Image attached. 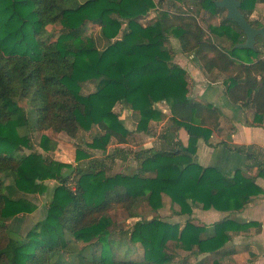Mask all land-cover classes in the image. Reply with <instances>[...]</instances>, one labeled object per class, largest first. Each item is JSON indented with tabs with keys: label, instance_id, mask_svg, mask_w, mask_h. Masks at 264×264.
<instances>
[{
	"label": "trees",
	"instance_id": "16d2710c",
	"mask_svg": "<svg viewBox=\"0 0 264 264\" xmlns=\"http://www.w3.org/2000/svg\"><path fill=\"white\" fill-rule=\"evenodd\" d=\"M218 1L181 0L186 9L158 11L143 26L138 19L156 10L153 0H0V231L16 235L1 244L0 233V264H64L63 256L70 264H172L180 251L217 252L229 241V232L251 225L225 219L206 231L190 219L180 228L153 218L137 220L124 230L110 216L122 211L126 218H137L142 198L159 210L164 196L178 205L179 215L190 216L193 207L236 213L260 194L243 169L227 175L196 162L197 142L208 144L221 112L189 98L186 71L166 45L176 39L180 51L192 55L205 71L221 73L226 99L249 105L253 124L262 126L264 23L249 17L264 0H235L244 20L258 31L251 42ZM202 10L211 17L225 15L218 26L207 25L206 32L198 23ZM55 25L59 35L44 37ZM88 25L98 26L106 42L101 50L84 33ZM89 85L92 90L85 93ZM15 99L29 102L43 152L55 150L59 133L76 138L93 128L97 132L84 143L86 149L105 153L111 139L127 143L131 132L113 111L116 104L136 112L135 131L146 133L152 121L162 118L156 104L165 103L172 121L167 142L180 129L188 139L174 150H139L133 155L132 173L107 175L101 160L82 165L81 160L91 157L86 149H76L75 166L34 150L29 135L21 133L28 120ZM257 167L264 177V167ZM46 181L55 186L50 200L39 207L28 196L43 195ZM38 211L40 218L34 222L31 217ZM17 219L30 223L16 232L9 222ZM68 236L83 246L74 251ZM127 242L139 244L142 254L114 260L113 246Z\"/></svg>",
	"mask_w": 264,
	"mask_h": 264
},
{
	"label": "crops",
	"instance_id": "0c3cea01",
	"mask_svg": "<svg viewBox=\"0 0 264 264\" xmlns=\"http://www.w3.org/2000/svg\"><path fill=\"white\" fill-rule=\"evenodd\" d=\"M183 9L186 8L183 7ZM199 25L207 32L201 23ZM166 45L174 53L173 61L186 71L189 98L213 104L221 112L219 126L212 131L208 144H205L203 140H198L195 154L196 162L203 167L218 168L227 175H232L236 169H243L244 177L253 178L254 183L261 189L260 194L252 197L236 213L219 212L212 208L202 210L199 207H193L190 216L179 215L177 214L178 205L164 196V207L159 211L157 210L158 214L162 215L166 211L165 216H168L160 218L170 223H177L180 228L188 219L196 225L205 226L206 231L212 230L214 223L225 219H232L243 226L251 224L246 229L229 232V241L217 252L190 255L188 252L180 251L176 254L172 264H212L214 260L221 264H264V177L259 175V168L257 167V164L264 167V122L262 126H255L253 124L254 111L249 105L240 107L231 104L226 99L222 86L224 76L221 73L216 70L205 71L192 55H186L180 51L176 39L170 38ZM156 107L162 111V118L159 121H152L149 124L148 132L144 133L135 131L136 112L129 110L126 106L116 104L113 111L118 110L114 112L119 115V119L131 132V136L125 144H118L111 139L105 153L84 147V143L90 142L91 136L97 132V128H93L89 132L80 131L76 138H70L59 133L57 134L59 141L55 150L41 151L47 155L50 154L49 157L52 160L75 166L77 164L75 161L76 149H86L87 152L91 153V157L81 160L82 165L88 164L89 160L98 159L102 161L107 175L122 172L132 173L136 166L133 156L135 152L142 149L158 150L164 148L174 150L178 143L183 145L187 143L188 136L184 129L178 130L174 139L167 142L166 139L169 137L172 128L170 110L165 103H158ZM83 135H90L89 140H84ZM64 142H70L73 145L67 154L64 151ZM236 149L242 150L244 154L234 152L233 150ZM60 152H65L68 159L51 157V154L59 156ZM49 182L55 184L54 181H46L45 183ZM145 201L147 203L146 198ZM148 210L154 211L151 208ZM129 219H133L134 222L142 219L139 216V208L138 217ZM201 237L204 238L205 233Z\"/></svg>",
	"mask_w": 264,
	"mask_h": 264
},
{
	"label": "rangeland",
	"instance_id": "374dc122",
	"mask_svg": "<svg viewBox=\"0 0 264 264\" xmlns=\"http://www.w3.org/2000/svg\"><path fill=\"white\" fill-rule=\"evenodd\" d=\"M80 1H83V0H80ZM153 2H154V4H156L157 9L151 10L146 16L138 19L139 23L143 26L147 25L150 21H152L151 19L154 18L155 15H157L158 11L175 12V11H178L177 8H179V7L180 8H183V7L187 8L188 7L184 3L182 4L181 0H163V1L153 0ZM223 15H225V12L222 14H218V15L211 17L207 12L202 10L201 14L199 16V23H201V25L205 28H207V25L213 26V24H216L214 26H218L220 19ZM249 20L252 22H256L257 24L264 23V3L258 2L255 5V9L252 12V14L250 15ZM59 33H60V27L58 25H55L53 27L48 28V33L44 37L55 39L59 35ZM84 33L86 35L92 36V38L96 42V47L98 49L101 50L102 48H104L106 46L105 40H103L100 36L98 26L88 25L86 27ZM262 49L264 51V47ZM92 87H93V85H89L88 87L84 88V92L85 93L90 92L92 90ZM15 102L24 110L26 117H27V120H28L27 121V128H25L24 130H21V133L29 135V137L31 139V144H32L34 150L38 151L39 153L44 154L45 156L48 157V159H50V157H49L50 154L47 155L46 153H43L41 151V149L37 146L41 132L36 129L35 115L32 112V109H31L29 102L26 99H15ZM114 111H118V110L115 109ZM83 138H84V140H89L90 135L89 136L83 135ZM63 144H64V151L67 154L68 150L71 147H73V145L70 142H64ZM25 152H28V150H25ZM65 152H60L59 156L51 154V157H53V158H60L61 157L63 159H68V156L66 158ZM92 155H94V154L92 153ZM5 182H7L6 179H5ZM47 184L46 185H47L48 189L43 195L28 196L30 199L34 200L39 207H41L43 204H45L46 202H48L50 200L51 192H52V189H53L55 184L50 183V182ZM147 203H148V201H147ZM147 203L145 201V198H142L140 200L139 216L142 218L140 220L148 221L147 219H150V218L151 219L160 218V217L164 218L166 211L162 215H159L158 214L159 210L158 211L157 210H154V211L148 210L150 208V206ZM39 213L40 212L38 211V213L34 214L31 217V220H33L35 222L37 219H39L40 218ZM169 213H170V210H169ZM110 216L113 218V220H115L116 222H119L120 225L124 228V230H130L131 226L134 223V220L126 218V215L122 211H114L110 214ZM167 216L168 215H166L165 217H167ZM29 221H30V219H25V220L24 219H17L14 221L12 220L9 223H10V227L13 226L14 231L17 232L19 230L22 231L24 226H28V223H30ZM0 233L3 234V239L1 241V244H4V241L7 237H16L15 234H13L11 232H5L4 230H1ZM68 238L71 239V242H73L71 236H68ZM111 238L113 240H116V242L118 243L119 236L117 233H113ZM82 246L83 245L81 243L76 242V243H74V246H71V247L74 251H78ZM113 247H114V249H113L114 260H128L131 257H137V256L142 254V248L139 244H132V243L127 242V243L121 244L120 246H117V244H116ZM86 251H87V253H89L88 250H86ZM99 253H100V246H98L96 248V254L98 255ZM62 261L64 262V264H70L71 263V260L67 256H63Z\"/></svg>",
	"mask_w": 264,
	"mask_h": 264
},
{
	"label": "water",
	"instance_id": "95a60500",
	"mask_svg": "<svg viewBox=\"0 0 264 264\" xmlns=\"http://www.w3.org/2000/svg\"><path fill=\"white\" fill-rule=\"evenodd\" d=\"M216 4L217 6L223 7L227 10V18L235 21L247 35V41L251 42L258 31L251 28L244 20L237 9L238 3L235 0H220L216 2Z\"/></svg>",
	"mask_w": 264,
	"mask_h": 264
},
{
	"label": "built area",
	"instance_id": "2783aa9c",
	"mask_svg": "<svg viewBox=\"0 0 264 264\" xmlns=\"http://www.w3.org/2000/svg\"><path fill=\"white\" fill-rule=\"evenodd\" d=\"M155 9H157V6H156V4H155Z\"/></svg>",
	"mask_w": 264,
	"mask_h": 264
}]
</instances>
